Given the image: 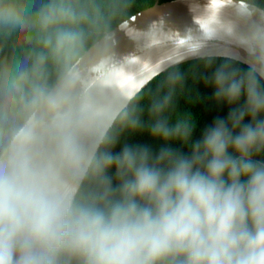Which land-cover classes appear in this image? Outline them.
Wrapping results in <instances>:
<instances>
[{
	"label": "clouds",
	"instance_id": "9594fccd",
	"mask_svg": "<svg viewBox=\"0 0 264 264\" xmlns=\"http://www.w3.org/2000/svg\"><path fill=\"white\" fill-rule=\"evenodd\" d=\"M216 3L188 50L201 55L218 36L244 49L248 70L227 48L210 83L217 102L245 99L192 142L191 119L168 115L181 72L145 123L144 84L122 90L108 65L82 66L92 12L76 0H0V29L33 30L38 46L0 67V264H264V161L254 159L264 153V0L236 10L244 32ZM144 128L165 142L157 154L113 151Z\"/></svg>",
	"mask_w": 264,
	"mask_h": 264
},
{
	"label": "water",
	"instance_id": "95a60500",
	"mask_svg": "<svg viewBox=\"0 0 264 264\" xmlns=\"http://www.w3.org/2000/svg\"><path fill=\"white\" fill-rule=\"evenodd\" d=\"M223 3L227 7L222 9V17L237 23L239 31H247V25L236 15L244 1L223 0ZM217 7L216 0L157 2L105 33L83 54L82 66L85 71H95L90 66L97 62L100 67L108 65L118 87L129 92L141 84L146 88L155 77L181 63L207 55L224 58L227 48L238 53L240 59L234 61L248 67L244 49L219 36L203 45L201 55L190 54L189 47L203 41L197 21L209 17Z\"/></svg>",
	"mask_w": 264,
	"mask_h": 264
},
{
	"label": "trees",
	"instance_id": "16d2710c",
	"mask_svg": "<svg viewBox=\"0 0 264 264\" xmlns=\"http://www.w3.org/2000/svg\"><path fill=\"white\" fill-rule=\"evenodd\" d=\"M168 1L172 0H76V3L92 12V25L89 28L86 51L105 33L114 29L129 17L152 7L157 2L165 3ZM5 2L11 3L16 2V0H5ZM24 2H27V0H24ZM31 2L38 7L40 4L47 3V0H31ZM37 47L33 30L25 29L8 32L0 29V67L10 64L14 59L22 58ZM226 62L229 61H226L225 58H213L210 64L205 58L195 59L171 67L155 77L140 92L138 98L137 107L142 110L143 121L147 123L150 119L148 106L151 99L166 90L162 89L161 85L166 82L170 72L178 70L183 75V82L175 86L173 108L168 113L170 122L174 123L177 117L190 118L194 125L191 141L201 139L204 130L213 125L217 118H226L232 107H239L244 103L245 98L243 95L237 104L231 106L223 102H217L214 98V87L210 83V78L216 68ZM230 63L234 68L239 69L241 73L248 70L247 66L234 60ZM247 122L248 118L246 117L245 123ZM126 143L132 146L147 145L153 155L157 154L165 144L164 141L153 138L147 128L124 131L113 151L118 153ZM168 146L184 154L190 152L189 146L183 145L179 141H170ZM254 159L264 161V153L254 157Z\"/></svg>",
	"mask_w": 264,
	"mask_h": 264
},
{
	"label": "bare ground",
	"instance_id": "6f19581e",
	"mask_svg": "<svg viewBox=\"0 0 264 264\" xmlns=\"http://www.w3.org/2000/svg\"><path fill=\"white\" fill-rule=\"evenodd\" d=\"M200 60V59H199Z\"/></svg>",
	"mask_w": 264,
	"mask_h": 264
}]
</instances>
